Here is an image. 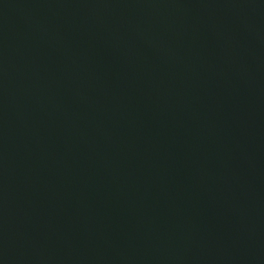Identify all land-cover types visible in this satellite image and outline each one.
Segmentation results:
<instances>
[{"label": "water", "instance_id": "95a60500", "mask_svg": "<svg viewBox=\"0 0 264 264\" xmlns=\"http://www.w3.org/2000/svg\"><path fill=\"white\" fill-rule=\"evenodd\" d=\"M0 264H264V0H0Z\"/></svg>", "mask_w": 264, "mask_h": 264}]
</instances>
